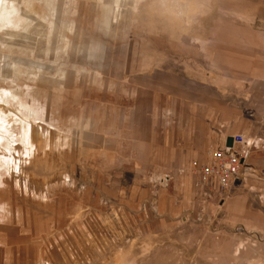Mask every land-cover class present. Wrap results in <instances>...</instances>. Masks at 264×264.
<instances>
[{"label":"rangeland","instance_id":"374dc122","mask_svg":"<svg viewBox=\"0 0 264 264\" xmlns=\"http://www.w3.org/2000/svg\"><path fill=\"white\" fill-rule=\"evenodd\" d=\"M261 43L264 0H0V264H264L217 200L133 170L147 74Z\"/></svg>","mask_w":264,"mask_h":264},{"label":"crops","instance_id":"0c3cea01","mask_svg":"<svg viewBox=\"0 0 264 264\" xmlns=\"http://www.w3.org/2000/svg\"><path fill=\"white\" fill-rule=\"evenodd\" d=\"M142 94L133 144L140 160L133 170L162 172L155 181L163 179L162 186L172 191L161 198L158 188L156 202L167 196L170 204L179 199L177 209L185 204L197 209L214 201L204 199L189 174L179 171L193 160L204 161L210 145H232L231 137L241 133L257 147L242 160L239 180L217 206L231 224L264 237V43L250 44L246 52L216 54L194 74L154 70ZM155 212L161 220L170 214Z\"/></svg>","mask_w":264,"mask_h":264},{"label":"built area","instance_id":"2783aa9c","mask_svg":"<svg viewBox=\"0 0 264 264\" xmlns=\"http://www.w3.org/2000/svg\"><path fill=\"white\" fill-rule=\"evenodd\" d=\"M231 139L232 145H210L204 161L193 160L179 171L189 174L195 190L204 199L221 200L239 180L242 160L257 147V141H248L241 133Z\"/></svg>","mask_w":264,"mask_h":264},{"label":"bare ground","instance_id":"6f19581e","mask_svg":"<svg viewBox=\"0 0 264 264\" xmlns=\"http://www.w3.org/2000/svg\"><path fill=\"white\" fill-rule=\"evenodd\" d=\"M12 21V20H11ZM11 21L10 22H8V23H10L11 24ZM16 21H18V20H16ZM4 23H5V21H4ZM1 121V120H0ZM5 123V122H4Z\"/></svg>","mask_w":264,"mask_h":264}]
</instances>
